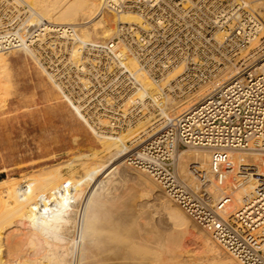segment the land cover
<instances>
[{"label": "bare ground", "instance_id": "obj_1", "mask_svg": "<svg viewBox=\"0 0 264 264\" xmlns=\"http://www.w3.org/2000/svg\"><path fill=\"white\" fill-rule=\"evenodd\" d=\"M125 1L0 0V77L8 82V66L3 50L21 51L33 58L36 66L47 75L84 123L90 122L96 127H104L100 128L99 135L102 153L107 152V156L104 153L105 157H100L105 158L108 164L101 165L96 157L75 156L71 160L73 166L66 170L61 163H52L30 174L0 181V264L243 263L224 250L212 231L197 223L168 195L161 186L166 174L160 171V164L146 153L138 151L141 145L158 149L162 143V133L170 124H175L180 116L235 75H239L241 68L235 64H227L212 81L201 85L194 93H182L184 96L177 100L165 94L163 103L152 106L153 110L158 111L155 116L159 122L154 116H150L152 112L145 116V99L159 92L161 84H166L168 80L181 74L183 66H173L158 84L142 69L136 57L126 52L125 43L119 39V27L126 23L140 24L141 16L135 11L123 10L121 7L125 5ZM250 2L251 5L264 4L262 0H239L242 7L258 12L260 8L251 9L248 6ZM104 49L105 53H111L109 58H114L110 69L124 68L138 85L127 100L133 102L134 98H138L143 111L141 116L144 117L126 127L125 130H128L125 132L112 126V115L90 118L82 111L84 87L78 86V83H84L83 74L90 72L88 65L91 68L96 65L95 59ZM256 53L258 52L254 51L247 59L259 57ZM254 66L255 72L259 73L264 70V61H257ZM72 72L76 74L75 79H71ZM72 85L79 88L76 102L64 92ZM106 106L111 108L108 103ZM178 107L181 110L177 112L175 108ZM125 137L132 140L130 147L124 145ZM188 147L190 148L177 155V171L180 173L176 172V178L186 189L194 191L199 183L192 176L190 164L198 163L199 167L208 169L211 151ZM227 156L233 164V174L226 177L222 185L214 182L211 173L205 180L207 191L214 198H229L224 209H217L224 216L239 210L254 191L255 181L250 174L246 180L234 185L231 177L240 165H254L259 173L264 174V154L253 151L251 147L245 150H228ZM133 160H138L139 165L135 166ZM148 162L154 165L145 166L144 163ZM90 170L97 171V176L86 180L83 176ZM120 180L125 184L135 182L141 189L147 185L151 190L158 191L157 208L164 211L165 220H168L171 230L160 228L159 224L162 222L155 221L152 210L145 212L149 213L148 221L140 220L142 214L139 210L134 214L130 210L132 207L137 209V206H133L135 199L132 198L138 190L141 192L139 186L138 190H128L125 185L128 193L126 198L131 197V201L127 200V211L122 215L118 209L120 206L116 207V192L121 186ZM227 183H230L229 187ZM148 190H142V193ZM144 196L149 198L146 194ZM147 203L148 201L140 203V206ZM147 206H153V209L156 204ZM115 217L118 219L115 220ZM189 228L195 229L202 240L204 255L195 256L181 246L183 244L180 236ZM178 256L181 257L176 260ZM174 257L175 260H168Z\"/></svg>", "mask_w": 264, "mask_h": 264}, {"label": "built area", "instance_id": "obj_2", "mask_svg": "<svg viewBox=\"0 0 264 264\" xmlns=\"http://www.w3.org/2000/svg\"><path fill=\"white\" fill-rule=\"evenodd\" d=\"M123 4V10L141 16V23L122 24L119 39L148 76L159 84L173 66H183L181 74L145 99V116L158 114L152 106L163 103L165 94L177 100L184 96L182 93L212 81L227 64L241 68L239 75L170 124L162 133L158 149L141 145L138 151L157 160L160 171L166 174L163 189L190 217L212 231L224 250L242 264H264V174L254 165H240L231 177L234 185L250 174L255 187L243 206L228 216L217 209H224L229 198H214L205 185L210 173L219 185L233 174L228 150L251 147L264 154V70H254L257 61H264V7L253 12L242 7L239 0H126ZM105 51L96 57V65H88L90 72L83 74L84 83H78L84 87L82 111L90 118L112 115V126L123 130L144 117L138 98L134 103L127 100L138 85L124 68L110 69L114 58ZM254 51L259 57L247 59ZM75 75L72 72L71 79ZM78 86L64 90L73 102L78 99ZM188 146L211 151L208 169L190 164L192 176L199 183L194 191L176 178L177 155L180 147ZM133 161L139 165L138 160Z\"/></svg>", "mask_w": 264, "mask_h": 264}, {"label": "rangeland", "instance_id": "obj_3", "mask_svg": "<svg viewBox=\"0 0 264 264\" xmlns=\"http://www.w3.org/2000/svg\"><path fill=\"white\" fill-rule=\"evenodd\" d=\"M263 5L255 3L251 5V2L248 4L251 9H259L261 6L264 7ZM3 52L6 54L5 59L9 76L8 82L0 77V181L30 174L32 171L39 170V168H44L52 163H61V166L66 170L73 166L74 163H71V160L75 159V156L76 158H79L78 156L96 157L97 160L101 161V165L108 166L106 160H104L105 158H102L105 157V154L107 156V152L102 153L103 150L101 149L103 148L100 142L101 136L99 135L100 128L104 129V127H96L90 122H85V124L78 116L79 114L77 115V112L70 107L63 95L51 83L47 75L36 66L33 58L31 59L29 55L21 51L7 52L3 50ZM175 109L178 112L181 107ZM150 116H154L159 122L157 116ZM98 125L100 124L98 123ZM127 130L123 129L121 132ZM123 141L124 145L131 146L132 140L125 137ZM189 148L180 147V152ZM134 171L132 170V172ZM177 173L179 174L180 171H177ZM96 176L97 171L90 170L83 177L90 180ZM119 182L121 186L118 184L119 188L116 192L118 199L116 201L117 206H115L117 208L120 206L118 209L123 215L126 207H128L127 200L131 201V197L130 200L127 199L128 193L125 190V185L128 190H138L141 186L132 181H130L132 183L128 182L127 184L121 180ZM229 185L230 183H227L228 187ZM29 186L32 187L33 185L29 184ZM145 189H149L148 192L144 193L149 198L142 193V190L145 192ZM157 192L151 190L147 185L141 189V192L138 190L134 194L135 197L133 195L134 198H132V200L135 199L133 200L135 201L133 206H137V209L132 207L130 210L133 214L139 210L138 212L142 214L140 216L142 221L149 220L147 216L149 213H146L152 210V217L155 221L161 220L162 222L159 224L160 228L170 231L171 228L168 227V220H165L164 211L157 208V203H159V199L156 200ZM141 194L143 195L141 196ZM124 199L126 201H122ZM147 201V204L140 206V203ZM151 203L156 204V207L151 209L153 206H147ZM115 218V220L118 219V217ZM186 232L180 236L183 244L181 246L189 250L190 254L193 252L192 254L195 256L204 255L202 240L197 236L195 229L189 228ZM180 257L169 258L168 260H175V258L178 260Z\"/></svg>", "mask_w": 264, "mask_h": 264}]
</instances>
